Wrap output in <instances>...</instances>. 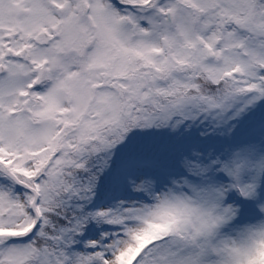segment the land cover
Listing matches in <instances>:
<instances>
[{"label":"snow or ice","instance_id":"6c2138e0","mask_svg":"<svg viewBox=\"0 0 264 264\" xmlns=\"http://www.w3.org/2000/svg\"><path fill=\"white\" fill-rule=\"evenodd\" d=\"M0 264H264V0H0Z\"/></svg>","mask_w":264,"mask_h":264}]
</instances>
